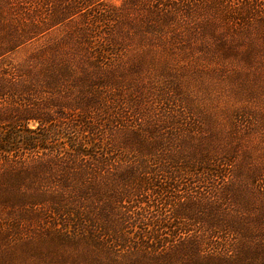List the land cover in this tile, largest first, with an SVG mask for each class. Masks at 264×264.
<instances>
[{"label": "rangeland", "instance_id": "rangeland-1", "mask_svg": "<svg viewBox=\"0 0 264 264\" xmlns=\"http://www.w3.org/2000/svg\"><path fill=\"white\" fill-rule=\"evenodd\" d=\"M57 234L264 264V0H0V264H72Z\"/></svg>", "mask_w": 264, "mask_h": 264}, {"label": "trees", "instance_id": "trees-1", "mask_svg": "<svg viewBox=\"0 0 264 264\" xmlns=\"http://www.w3.org/2000/svg\"><path fill=\"white\" fill-rule=\"evenodd\" d=\"M183 162H184V164L186 165V166H188L189 167V165L192 163H189L188 161V159H184L183 158ZM160 166H161V164H160ZM151 168V167H150ZM89 171H90V173H89V180H97V177L95 176L96 174H97V172L94 170V168L92 167L91 169H89ZM160 172H162V171H156V174H158V175H161L160 174ZM12 173H14V175H15V178L17 177V175H19L17 172H12ZM147 175H145V176H143V178H145ZM17 181H24V180H22L21 179V177L19 178L18 177V179H17ZM91 189H93L94 191L97 189V187H93V188H91ZM152 195V194H151ZM155 195V196H154ZM153 196H154V199L151 201V203H153V202H156L158 205H160V200L162 201V199L159 197V192H155V194H154ZM130 197V196H129ZM159 198H160V200H159ZM4 201V204H6V205H14L11 201H7V200H3ZM55 204V209L53 210L57 215L58 214H62V213H64L65 212V209L67 208V203H64L63 201H61L60 199H59V202H58V204H56V203H54ZM62 204H64V206H62ZM112 208V207H111ZM116 209V207L114 208V210ZM74 209H72V211H73ZM71 211V212H72ZM76 222H80V221H76ZM123 222L124 223H127L128 221H126L125 219L123 220ZM124 223H121V226H120V229L121 230H123L124 228H123V226H124ZM79 224V223H78ZM79 227H81V225L79 224V225H77L76 226V229L77 228H79ZM119 232H121V234H124L125 235V233H124V231H120L119 230ZM57 240H59V241H65L64 243H66L67 244V246H68V249L69 250H72V251H74V247H82V248H84L86 251H87V253H88V250L89 251H92L91 249H92V247H94V248H98L100 245H98V244H94V245H91V246H89L88 247V238H86L85 240H83V239H81V240H79V241H77V240H75V239H72V238H68V237H66V236H64V235H61V234H57V235H55L54 236ZM84 245H86V246H84ZM111 245L113 246V245H116V246H118L119 248L121 247H123L124 245L125 246H128V241H126V239L124 238V236H121L120 234H116L115 235V237L112 239V241H111ZM82 250V249H81ZM98 250V249H97ZM74 252H76V255H71V254H68V256L67 257H76V258H74L72 261V264H77V262H78V259L80 258V257H82L81 255H82V253L81 254H79V252L78 251H74ZM259 252H261V251H259ZM142 258L140 259V260H137V263H135L134 261H132L131 263H129V264H163L162 263V259H152L149 255H148V253H144V251H142ZM83 255H86V254H83Z\"/></svg>", "mask_w": 264, "mask_h": 264}]
</instances>
